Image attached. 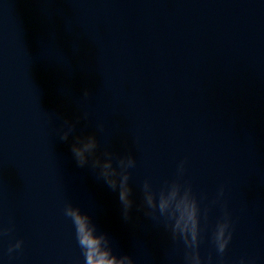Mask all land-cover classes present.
Masks as SVG:
<instances>
[{"label": "water", "instance_id": "obj_1", "mask_svg": "<svg viewBox=\"0 0 264 264\" xmlns=\"http://www.w3.org/2000/svg\"><path fill=\"white\" fill-rule=\"evenodd\" d=\"M88 135L136 161L129 220L91 158L77 164ZM182 162L203 264H264V0H0V264H83L68 204L135 264H187L141 208L145 181L159 192Z\"/></svg>", "mask_w": 264, "mask_h": 264}, {"label": "clouds", "instance_id": "obj_2", "mask_svg": "<svg viewBox=\"0 0 264 264\" xmlns=\"http://www.w3.org/2000/svg\"><path fill=\"white\" fill-rule=\"evenodd\" d=\"M84 96L88 97L90 93L86 91ZM82 118L86 119L87 116ZM64 127L67 130L62 132L61 140L68 141L76 132V124L65 120ZM98 149L99 143L95 135L76 136L71 147L79 167L87 165L91 158L93 168L99 170L100 178L111 190L118 192L123 217L129 220L135 202L132 199L133 189L129 183L128 170L135 167L136 161L131 157H119L107 150L97 155ZM185 163L182 162L179 166L178 179L166 184L159 192L153 189L150 182L145 181L141 208L147 209L144 214L153 220L164 217L166 226L171 230L173 237L183 239L188 249L185 255L187 264H203L199 252L202 232L200 202L193 194L191 186L182 184L179 179L184 174ZM223 195L224 190L221 188L219 196L223 197ZM216 202L218 200L213 203ZM65 215L72 220L75 227L77 244L84 258L83 264H135L131 256L119 255L115 252L109 236L100 232L92 217L83 213L80 208L68 204ZM231 228V217L225 205L224 218L217 223L213 233V242L221 254L227 250L232 240ZM22 244V241L18 242L9 251L21 248ZM241 264L245 262L242 260Z\"/></svg>", "mask_w": 264, "mask_h": 264}]
</instances>
